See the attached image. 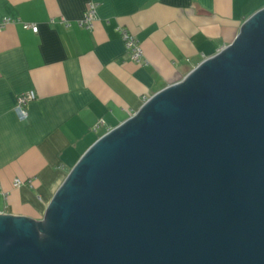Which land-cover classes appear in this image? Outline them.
<instances>
[{
  "label": "water",
  "instance_id": "95a60500",
  "mask_svg": "<svg viewBox=\"0 0 264 264\" xmlns=\"http://www.w3.org/2000/svg\"><path fill=\"white\" fill-rule=\"evenodd\" d=\"M0 264H264V10L102 137Z\"/></svg>",
  "mask_w": 264,
  "mask_h": 264
},
{
  "label": "crops",
  "instance_id": "0c3cea01",
  "mask_svg": "<svg viewBox=\"0 0 264 264\" xmlns=\"http://www.w3.org/2000/svg\"><path fill=\"white\" fill-rule=\"evenodd\" d=\"M91 2L98 20L88 30L79 22ZM262 10L264 0H0V26L12 21L0 29V214L44 221L102 137L232 45ZM120 28L145 65L131 60ZM28 93L36 98L21 120L17 99Z\"/></svg>",
  "mask_w": 264,
  "mask_h": 264
},
{
  "label": "built area",
  "instance_id": "2783aa9c",
  "mask_svg": "<svg viewBox=\"0 0 264 264\" xmlns=\"http://www.w3.org/2000/svg\"><path fill=\"white\" fill-rule=\"evenodd\" d=\"M97 20H98V5L96 3L91 2L89 3L87 7V10H86V13L83 19L80 20L79 26L82 28H86L88 30H92ZM11 24H12V21L6 19L3 22V24L0 26V29L5 28ZM24 28L28 30H32L34 33L39 32V28L36 25L25 24ZM118 31L122 37V40L125 43L126 50L129 53L131 60L139 65H145L147 61L144 60L143 51H142L139 41L125 29L120 28L118 29ZM224 50L225 49H223L222 51ZM35 98L36 97L34 93H28V94L20 96L17 99L16 112L18 114V117L21 120H26L28 118L27 106L30 102L34 101ZM100 125H98L95 128V131L99 129ZM26 184L32 185L33 182L28 181L25 183L24 181H21V180H15L14 187L21 188L22 186H25Z\"/></svg>",
  "mask_w": 264,
  "mask_h": 264
}]
</instances>
